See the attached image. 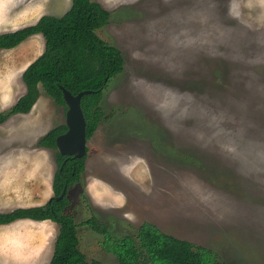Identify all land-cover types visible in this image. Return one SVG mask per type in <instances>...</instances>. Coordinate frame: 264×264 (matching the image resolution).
Segmentation results:
<instances>
[{
	"label": "rangeland",
	"instance_id": "1",
	"mask_svg": "<svg viewBox=\"0 0 264 264\" xmlns=\"http://www.w3.org/2000/svg\"><path fill=\"white\" fill-rule=\"evenodd\" d=\"M95 1L110 13L97 32L125 63L68 189L87 259L119 264L102 228L135 236L151 221L226 264H264V0ZM70 6L0 0V33ZM44 48L38 33L0 49V112L26 92L22 73ZM38 87L29 112L0 122V211L53 195L57 149L38 140L66 122L68 105ZM25 219L0 225V264H49L59 224Z\"/></svg>",
	"mask_w": 264,
	"mask_h": 264
},
{
	"label": "trees",
	"instance_id": "2",
	"mask_svg": "<svg viewBox=\"0 0 264 264\" xmlns=\"http://www.w3.org/2000/svg\"><path fill=\"white\" fill-rule=\"evenodd\" d=\"M109 18L108 9L95 0H71V6L62 15L43 14L33 24L1 32L0 49L15 47L36 33L44 36L45 48L25 68L22 78L26 92L8 110L0 112V122L14 113L32 109L40 95L39 83L61 105H66L61 85L73 94L90 89L81 98L86 136L90 138L104 115L100 105L103 89L125 63L120 49L97 32ZM66 129L65 123L52 127L39 138L38 145L56 148L57 135ZM56 157L58 167L51 200L0 211V225L25 218L51 219L59 224V232L49 264H104L98 259H87L80 247L75 218L66 209L68 198H56L65 184L69 186L79 177L86 156L75 157L57 150ZM102 232L103 248L113 252L119 264H226L214 249L164 232L151 221L139 225L135 236L117 238L105 228Z\"/></svg>",
	"mask_w": 264,
	"mask_h": 264
},
{
	"label": "water",
	"instance_id": "3",
	"mask_svg": "<svg viewBox=\"0 0 264 264\" xmlns=\"http://www.w3.org/2000/svg\"><path fill=\"white\" fill-rule=\"evenodd\" d=\"M63 96L68 108L66 110L67 129L56 137V149L62 154L82 157L87 153L86 118L81 105L84 94L90 93V89H84L76 94L61 85ZM66 186L56 198H62L66 192ZM52 196L48 198L50 201Z\"/></svg>",
	"mask_w": 264,
	"mask_h": 264
},
{
	"label": "flooded vegetation",
	"instance_id": "4",
	"mask_svg": "<svg viewBox=\"0 0 264 264\" xmlns=\"http://www.w3.org/2000/svg\"><path fill=\"white\" fill-rule=\"evenodd\" d=\"M43 136V135H42ZM47 148H51V147H47ZM87 153H88V148H87ZM87 153L84 155V156H87ZM68 155V154H67ZM83 157V156H82ZM56 163H57V157H56ZM57 167H58V163H57ZM85 169H86V157H85V163H84V169H83V171H81V173H83L84 171H85ZM56 170H57V168H56ZM55 170V171H56ZM55 173V172H54ZM81 173L79 174V177L76 179V180H74L73 181V183L72 184H70L69 186L67 185V184H65L64 186H66L67 188H66V192H65V194H64V196H66L67 198H68V189L70 188V186H72L76 181H78L79 179H80V176H81ZM54 176V175H53ZM52 181H53V179H52ZM63 189H64V187H63ZM61 194V193H60ZM59 194V195H60ZM53 195H54V192H53ZM53 195H52V197H53ZM47 201H49L48 199H47ZM68 205H69V203H68ZM68 205H67V207H68ZM67 207H66V209H67Z\"/></svg>",
	"mask_w": 264,
	"mask_h": 264
},
{
	"label": "crops",
	"instance_id": "5",
	"mask_svg": "<svg viewBox=\"0 0 264 264\" xmlns=\"http://www.w3.org/2000/svg\"><path fill=\"white\" fill-rule=\"evenodd\" d=\"M36 34H38V33H36ZM40 34V33H39ZM35 35V34H34ZM25 220H31V221H33L34 223H37V222H39L38 220H35V219H25ZM48 219H45V220H40L42 223H46V222H48L47 221ZM13 222H15V221H13ZM13 222H11V223H13ZM156 224V223H155ZM39 247H40V245H39ZM37 254V253H36Z\"/></svg>",
	"mask_w": 264,
	"mask_h": 264
},
{
	"label": "bare ground",
	"instance_id": "6",
	"mask_svg": "<svg viewBox=\"0 0 264 264\" xmlns=\"http://www.w3.org/2000/svg\"><path fill=\"white\" fill-rule=\"evenodd\" d=\"M28 219H29V218H28ZM37 223H38V224H40V225L42 224V222H41V221H39V222H37Z\"/></svg>",
	"mask_w": 264,
	"mask_h": 264
}]
</instances>
